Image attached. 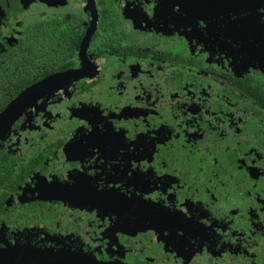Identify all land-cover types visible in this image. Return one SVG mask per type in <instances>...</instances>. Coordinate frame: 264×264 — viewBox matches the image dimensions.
<instances>
[{"label": "flooded vegetation", "instance_id": "1", "mask_svg": "<svg viewBox=\"0 0 264 264\" xmlns=\"http://www.w3.org/2000/svg\"><path fill=\"white\" fill-rule=\"evenodd\" d=\"M168 2L182 3L210 22L213 43L211 31L225 24V39L239 41L240 54L264 66V26L254 24L264 0ZM132 3L0 0V106L14 103L37 82L65 77L25 94L11 119L41 95L47 103L41 97L30 120L25 115L19 146L7 137L0 145V216L9 227L8 239L12 226L23 227L27 242L6 253L7 263L89 264L69 255L80 242L100 257L97 264H264V80L252 73L241 77L231 65L221 68L211 53L193 54L187 36L169 35L167 7L158 10L164 27L136 25L130 19ZM244 12L252 16L239 28L227 23L229 13ZM218 47L233 54L224 42ZM57 85L67 92L50 95ZM84 108H95L100 119L122 125L128 135H154L161 128L174 133L157 145L165 159L186 152L193 162L203 157L206 167L197 169V183L214 172L215 187L206 184L188 202L207 200L209 225H214L210 239L189 241L177 255L139 224L125 223L118 235H106L108 229L84 200L36 195L38 181L29 177L68 174L74 167L64 149L79 132ZM33 241L42 247L31 246ZM0 243L6 244L2 234ZM53 245L61 251L48 249ZM40 255L50 258L35 259Z\"/></svg>", "mask_w": 264, "mask_h": 264}, {"label": "snow or ice", "instance_id": "2", "mask_svg": "<svg viewBox=\"0 0 264 264\" xmlns=\"http://www.w3.org/2000/svg\"><path fill=\"white\" fill-rule=\"evenodd\" d=\"M130 7L135 9L130 19L136 25L143 22L161 27L164 25L158 23L160 19L158 10L167 7L170 9L166 17L169 35L176 32L181 36H187V44L191 46L193 54L198 51L201 54L211 53L221 68L229 69L231 65L229 70H236L237 75L241 77L252 73L264 80V66L260 61L250 55L240 54L239 41L225 39L223 31L225 24L218 26L221 31H211V35L216 37L213 43L209 39L210 22L190 13L187 6L182 3H170L168 0H135ZM255 15L258 19L254 20V24L264 26V7L257 8ZM251 16L252 14L248 12L239 16L229 13L227 23L239 28V22ZM174 20H179L182 24L177 26ZM220 42L229 45L233 54L229 55L227 48L220 51L218 47ZM248 43L252 44L253 41L249 39ZM64 79L63 76L53 75L52 79L37 82L35 87L29 90L44 87L50 81ZM57 89L67 92L64 85H57L55 90H49L50 95ZM21 97L22 95L19 98ZM41 97H44V102L47 103V96L41 95L33 106L25 107L11 120L7 119V116L14 103L0 106V145L7 137L10 144L19 146L21 140L18 133L22 131L25 115L27 114L30 120L29 117L31 113L36 112L35 105ZM79 115L81 119L77 126L79 132L71 138V142L64 149L68 160L76 163L68 174L38 172L29 177L34 182L38 181L35 184V193L39 198L51 197L48 194L55 193L54 196L61 199L84 200L88 212L92 216H98L108 229L106 235L110 233L118 235L121 232L119 229L125 223L139 224L143 226L140 230L150 229L156 232L164 244L172 246L176 254L189 241L211 238L209 234L212 233L214 225H209L210 217L204 207L207 200L197 199L188 202L190 196L206 184H213L215 187L214 172L197 183L200 175L197 169L206 167L203 157H198L193 162L190 160L191 152H186L183 157L169 156L165 159L167 153L161 155L157 145L162 146L174 133L163 128L154 135L138 133L128 135L121 130L122 125H113L108 119H100L101 113L95 108H84ZM176 139H179V136ZM3 151V147H0V153ZM174 176L176 178H171ZM8 232L9 227L0 216V234L6 240V244L0 243V253H16L18 245L23 249L27 243L23 238V227L17 231L16 227L12 226L11 239L6 236ZM31 246L37 249L42 247L35 241ZM48 249L54 253L61 251L55 250L54 245ZM96 251H99V247H96ZM69 255L73 258L78 256L89 264H97V260L100 259L98 256L94 257L91 249L80 242L69 248Z\"/></svg>", "mask_w": 264, "mask_h": 264}, {"label": "water", "instance_id": "3", "mask_svg": "<svg viewBox=\"0 0 264 264\" xmlns=\"http://www.w3.org/2000/svg\"><path fill=\"white\" fill-rule=\"evenodd\" d=\"M24 96H25V94H23L21 98H18L19 99L18 102H14L13 106L10 107V110L8 111L7 119L10 120L14 115H16V108H18L21 105V102H22ZM46 256H48V254H46ZM44 258H50V257H44ZM61 262H63V259H61Z\"/></svg>", "mask_w": 264, "mask_h": 264}, {"label": "rangeland", "instance_id": "4", "mask_svg": "<svg viewBox=\"0 0 264 264\" xmlns=\"http://www.w3.org/2000/svg\"><path fill=\"white\" fill-rule=\"evenodd\" d=\"M8 255L6 253H0V264H8L7 263V258ZM43 255H40L38 257H35V259H43Z\"/></svg>", "mask_w": 264, "mask_h": 264}, {"label": "trees", "instance_id": "5", "mask_svg": "<svg viewBox=\"0 0 264 264\" xmlns=\"http://www.w3.org/2000/svg\"><path fill=\"white\" fill-rule=\"evenodd\" d=\"M7 90L10 91L8 88H7ZM10 92H12V91H10Z\"/></svg>", "mask_w": 264, "mask_h": 264}]
</instances>
